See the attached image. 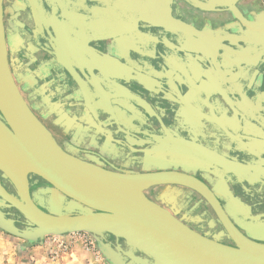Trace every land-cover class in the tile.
Returning a JSON list of instances; mask_svg holds the SVG:
<instances>
[{
  "label": "flooded vegetation",
  "instance_id": "af4514ba",
  "mask_svg": "<svg viewBox=\"0 0 264 264\" xmlns=\"http://www.w3.org/2000/svg\"><path fill=\"white\" fill-rule=\"evenodd\" d=\"M1 14L13 81L61 150L159 176L147 198L264 264V0H1ZM26 181L30 197L52 187Z\"/></svg>",
  "mask_w": 264,
  "mask_h": 264
},
{
  "label": "water",
  "instance_id": "95a60500",
  "mask_svg": "<svg viewBox=\"0 0 264 264\" xmlns=\"http://www.w3.org/2000/svg\"><path fill=\"white\" fill-rule=\"evenodd\" d=\"M0 115L7 124L0 120L2 136L27 167L20 187L0 167L2 176L15 184L21 198L17 200L0 184V231L27 244H42L49 235L84 233L96 243L108 264H190L180 259L186 255L205 264H254L251 259H244L246 250L204 238L147 198L144 189L167 182L159 176L109 172L61 150L29 110L13 81L6 59L1 0ZM27 117L46 130L53 146L39 142L29 129ZM28 173L52 187L39 189L30 197ZM187 180L181 175L169 182ZM128 185L136 188H125ZM10 206L22 215L24 223L17 226L1 211ZM174 253L180 256L175 257Z\"/></svg>",
  "mask_w": 264,
  "mask_h": 264
},
{
  "label": "crops",
  "instance_id": "0c3cea01",
  "mask_svg": "<svg viewBox=\"0 0 264 264\" xmlns=\"http://www.w3.org/2000/svg\"><path fill=\"white\" fill-rule=\"evenodd\" d=\"M67 252H59V245L52 241L42 244L12 245L0 236V264H108L103 257L96 255L81 241H70Z\"/></svg>",
  "mask_w": 264,
  "mask_h": 264
},
{
  "label": "bare ground",
  "instance_id": "6f19581e",
  "mask_svg": "<svg viewBox=\"0 0 264 264\" xmlns=\"http://www.w3.org/2000/svg\"><path fill=\"white\" fill-rule=\"evenodd\" d=\"M28 119V117H27ZM29 125L32 132L35 134V137L40 138L38 139L39 142L42 144L51 147L52 142L48 138H46V135L44 132L40 129V127L35 124L32 120H28ZM6 147V148H5ZM13 152V153H12ZM0 167L7 172V174L10 176V178L14 181V183L17 186H21V179L23 173L27 170V167L22 162L20 156L14 151V149H11V147L6 146L5 143L0 139ZM125 188L128 189H135L136 186H125ZM62 219H69V218H62ZM175 257H179L180 254L174 253ZM184 263H190V264H205L201 259L197 260L192 257H189L188 255L182 256L180 258Z\"/></svg>",
  "mask_w": 264,
  "mask_h": 264
},
{
  "label": "rangeland",
  "instance_id": "374dc122",
  "mask_svg": "<svg viewBox=\"0 0 264 264\" xmlns=\"http://www.w3.org/2000/svg\"><path fill=\"white\" fill-rule=\"evenodd\" d=\"M0 236H4L6 239H8L10 241V243H12V245H16V244H26V242H24L23 240L18 239V238L13 237V236H10V235L2 232V231H0ZM53 237H61L62 240H67L68 243L70 244V246H68L67 250H63V251H61V253L62 252H67L70 249V247H71L70 241H73L74 242V241L78 240V241L83 242L84 245H87V247L89 249H91V251L93 250V252L96 255L102 257L101 254L97 250L96 243L88 235H86L84 233H72V234H64V235H60V236H51V235H49V236H46L43 239V242L52 241V238ZM89 241L90 242H93V245H91L92 247L91 246H88V244H86ZM53 256H56V255L53 254Z\"/></svg>",
  "mask_w": 264,
  "mask_h": 264
},
{
  "label": "built area",
  "instance_id": "2783aa9c",
  "mask_svg": "<svg viewBox=\"0 0 264 264\" xmlns=\"http://www.w3.org/2000/svg\"><path fill=\"white\" fill-rule=\"evenodd\" d=\"M52 242H55V243H57L59 245L58 251L57 252L55 251L54 252V255H57V253H59V252H61L63 250H67L68 246H70V244L68 243V241L67 240H62L61 237H53L52 238ZM86 244H88V246H91V245H93V242H90L89 241Z\"/></svg>",
  "mask_w": 264,
  "mask_h": 264
}]
</instances>
